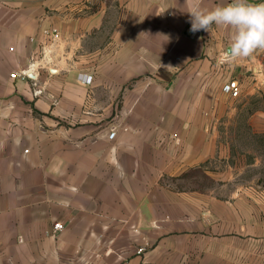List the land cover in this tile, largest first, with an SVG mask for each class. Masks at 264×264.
<instances>
[{"label":"crops","instance_id":"0c3cea01","mask_svg":"<svg viewBox=\"0 0 264 264\" xmlns=\"http://www.w3.org/2000/svg\"><path fill=\"white\" fill-rule=\"evenodd\" d=\"M229 2L0 0V264H264V187L229 140L261 55L187 12Z\"/></svg>","mask_w":264,"mask_h":264},{"label":"clouds","instance_id":"9594fccd","mask_svg":"<svg viewBox=\"0 0 264 264\" xmlns=\"http://www.w3.org/2000/svg\"><path fill=\"white\" fill-rule=\"evenodd\" d=\"M190 14L191 29L210 32L213 25L231 29L227 55L233 60L250 57L255 51H264V0H230L213 8L194 6Z\"/></svg>","mask_w":264,"mask_h":264},{"label":"rangeland","instance_id":"374dc122","mask_svg":"<svg viewBox=\"0 0 264 264\" xmlns=\"http://www.w3.org/2000/svg\"><path fill=\"white\" fill-rule=\"evenodd\" d=\"M264 98V95L261 96ZM242 101L238 103L236 106L239 110H242L243 112H248L249 107H252L250 104V99H241ZM260 108L264 109V99L259 104ZM239 129L240 131H237V133L234 135L231 134L229 136V140L232 142L234 141V144L236 147L240 150V152L243 153L244 158L247 161L253 160L256 161V166L245 168L239 174L238 180L240 181H246V180H264V139L261 138V140L254 139L250 135V131L247 127L248 122L240 121ZM234 139V140H233ZM198 184L202 185V187L207 188H215L214 183L207 181L206 179L202 178V176H199L197 178ZM198 184H195L199 186ZM246 184V183H245ZM194 186V184L192 185ZM220 188V187H219Z\"/></svg>","mask_w":264,"mask_h":264},{"label":"built area","instance_id":"2783aa9c","mask_svg":"<svg viewBox=\"0 0 264 264\" xmlns=\"http://www.w3.org/2000/svg\"><path fill=\"white\" fill-rule=\"evenodd\" d=\"M52 34L54 35L55 38L59 37V33L57 30H53ZM259 52H260L261 60H262V67L259 70L258 69L256 70L255 75H259L264 79V51L259 50ZM251 72H254L253 68L251 69ZM28 74H29V70H25L19 76L23 79H26L28 77ZM17 76H18L17 74H12L11 78L16 79ZM78 80L80 82H82L83 84L90 86L93 82V77L82 74V75L78 76ZM40 93H41V91L36 92V94H40ZM230 93H231L232 98H234V99L240 98L242 96V91H241L240 85L235 84V85L231 86ZM115 135L116 134L113 132L110 135V138L113 139L115 137ZM54 229H55V231H62L64 229V226L62 224L58 223L54 226Z\"/></svg>","mask_w":264,"mask_h":264},{"label":"trees","instance_id":"16d2710c","mask_svg":"<svg viewBox=\"0 0 264 264\" xmlns=\"http://www.w3.org/2000/svg\"><path fill=\"white\" fill-rule=\"evenodd\" d=\"M263 97H259V96H253L250 98V104L252 105V107H249L248 112H243V116L240 118V121H244L247 122L248 118L251 117L254 113L259 112V111H264L263 108H260L259 104L261 103V101L263 100ZM248 127V125H247ZM264 139V136L260 137ZM260 184L264 187V180L260 181Z\"/></svg>","mask_w":264,"mask_h":264}]
</instances>
